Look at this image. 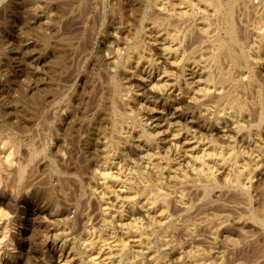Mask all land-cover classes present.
I'll list each match as a JSON object with an SVG mask.
<instances>
[{
	"label": "bare ground",
	"instance_id": "6f19581e",
	"mask_svg": "<svg viewBox=\"0 0 264 264\" xmlns=\"http://www.w3.org/2000/svg\"><path fill=\"white\" fill-rule=\"evenodd\" d=\"M115 1L7 3L51 56L0 38V264H264V0Z\"/></svg>",
	"mask_w": 264,
	"mask_h": 264
},
{
	"label": "rangeland",
	"instance_id": "374dc122",
	"mask_svg": "<svg viewBox=\"0 0 264 264\" xmlns=\"http://www.w3.org/2000/svg\"><path fill=\"white\" fill-rule=\"evenodd\" d=\"M115 2H116L115 0H112L113 4ZM7 3L10 4V0H8ZM7 3H5L3 6H1L2 9L0 7V11H1L0 15H3V14H5L6 16H7V14L10 15V16H7V18L8 19L11 18V19L10 20L7 19V20L9 22L13 21L12 23L14 25L12 23H10L11 27H10L9 30L11 32L9 30H7V32H6V29L0 28V31H1L0 32V35H1L0 38L4 40L5 44H3V45L6 48L4 46H2V47H4V49H6V50L15 51V50L19 49V44L21 42L22 43L29 42L30 46H29L28 50L30 51L31 56H32L31 62H32L33 65H35V67H38V68H40V70H42L44 68V60H43L42 57L45 56V55L51 56V53L46 54V52L43 50L44 49L42 47L43 43L41 41V38L39 36H38L39 38L37 37V34H36L37 32L35 33V31H33V33H32L30 31L32 34H29V32L21 33L19 31H17L16 29L15 30H11V29L14 28L15 25H17L20 22V20L22 19V15L23 14H22L21 9H19L17 6L15 8L11 7L10 8L11 11H10V9L7 10V11H4L7 8ZM110 4L111 3L109 2V5L107 7V10H109V11H110V8H109ZM116 8L119 9L115 13V16H116V19H117V18L122 16L123 11H122V9L120 7H116ZM120 9H121V11H120ZM41 14L43 16L42 17L43 18V20H42L43 22L48 23L51 20V16L46 11H43ZM107 21L108 22L111 21V17H108ZM45 23H42V24H45ZM92 23L94 24V22H92ZM92 23H90V26L92 28H94L95 25H93ZM96 28H97V34L99 35V37H98L99 39L96 40L97 51L98 52L101 51L100 53H103V51H104V44H103L104 40L101 38L102 36L98 33V30H100V27L96 26L95 29ZM3 30H4V32H3ZM8 31L10 33H8ZM13 31H15V32H13ZM52 33L56 37L58 34L63 33V30L62 29H60V30L59 29H54L52 31ZM56 39L57 38H55V40ZM48 58L49 57H46V59H48ZM3 61L4 62H2V64H1V67L3 69V71L1 69L2 72H5V71L8 72L9 69H10V71L13 70L12 68L14 67V64H12V65L10 64V63H13L12 61H10V63L8 61L5 62V60H3ZM84 65H83V68H82L83 70L81 72L82 74L80 75V78L74 84H69V87L67 88L66 98H68V102H69V100L71 101V102H69L70 110H75L77 108V106L79 104V101L76 99L74 94H75V92L79 93L81 90H83L82 89L83 88V86H82V83H83L82 77L84 76L85 73H87V72L90 73V71H91V64L89 63V61H87ZM7 66H10V67H7ZM11 66H12V68H11ZM4 69H7V70L4 71ZM42 73H43V71L41 72V75H42ZM2 77H4L3 73H2ZM32 80H33V78L31 76L26 75V76H23L20 81H21V83L24 84V85L22 84L23 88L26 86L24 89L27 88L26 90H29V92H27V93L31 94L32 97H30V98H35V97H37L39 95V92H37V91H35V93L30 92V90L33 91V89H34V85H32ZM25 92H23L22 90L20 92V91L14 89L13 91H10V92L6 91L5 93H1V94H2V97H4L6 99V101H9L10 98H13V99L16 98L17 100H20V99L23 100L25 98V95H24ZM21 93H22V95H21ZM36 93H38V94H36ZM32 94H36V95L33 96ZM67 94H68V96H67ZM69 97H70V99H69ZM24 100H26V99H24ZM30 100H32V99H30ZM26 101H29V100H26ZM71 112H73V111H71ZM13 118H14L13 124L17 125L16 124L17 123V118H15V117H13ZM99 121H100V117L97 116L95 118V120H94V124L93 125H96V127H97L98 124H99ZM70 146L72 147V152H74L73 151V149H75L74 146H72V145H70ZM75 154H71V157H73L72 159L74 160V162H77L78 159L75 156ZM51 181L55 182V179L52 178ZM69 192H71V190H69ZM28 226L30 228V232L29 233H25V235L23 237L26 239V242H27L26 244H29V245H31L33 247V249H36L37 247H39L42 244H44V241L46 240L45 230H43L42 228H40L39 230H34L35 226L32 227V224H28ZM28 264H30V263L28 262Z\"/></svg>",
	"mask_w": 264,
	"mask_h": 264
},
{
	"label": "clouds",
	"instance_id": "9594fccd",
	"mask_svg": "<svg viewBox=\"0 0 264 264\" xmlns=\"http://www.w3.org/2000/svg\"><path fill=\"white\" fill-rule=\"evenodd\" d=\"M8 2V0H0V6H3L5 3H7ZM37 2H38V0H37ZM107 2V0H105V3ZM11 139V138H10ZM18 154V153H17ZM0 168H2V165H0ZM0 222H2V221H0Z\"/></svg>",
	"mask_w": 264,
	"mask_h": 264
}]
</instances>
